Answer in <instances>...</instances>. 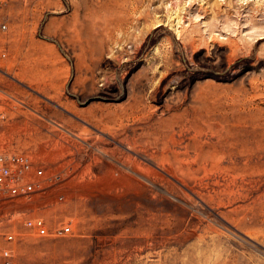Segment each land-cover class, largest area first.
I'll return each mask as SVG.
<instances>
[{"label": "rangeland", "instance_id": "rangeland-1", "mask_svg": "<svg viewBox=\"0 0 264 264\" xmlns=\"http://www.w3.org/2000/svg\"><path fill=\"white\" fill-rule=\"evenodd\" d=\"M263 138L264 0H0V264H264Z\"/></svg>", "mask_w": 264, "mask_h": 264}, {"label": "built area", "instance_id": "built-area-1", "mask_svg": "<svg viewBox=\"0 0 264 264\" xmlns=\"http://www.w3.org/2000/svg\"><path fill=\"white\" fill-rule=\"evenodd\" d=\"M38 173L39 175H41L42 171H39ZM0 192L11 196H19L22 193L28 195L35 192V185L34 184H26L23 186L14 185L13 178L11 176V170L5 164L4 158L0 157ZM30 225H32L31 222ZM41 225L42 222L38 221L33 226L38 228L40 234H45V229H43ZM5 254L7 255V252Z\"/></svg>", "mask_w": 264, "mask_h": 264}, {"label": "bare ground", "instance_id": "bare-ground-1", "mask_svg": "<svg viewBox=\"0 0 264 264\" xmlns=\"http://www.w3.org/2000/svg\"><path fill=\"white\" fill-rule=\"evenodd\" d=\"M211 111V110H210ZM219 113V112H218ZM240 116V115H239ZM223 118V117H222ZM238 118V117H237ZM240 118V117H239ZM243 118V117H242ZM245 118V117H244ZM244 118H243V121H244ZM237 120V119H236ZM239 121V120H238ZM246 121V120H245ZM225 122V121H224ZM225 125V124H224ZM235 126V125H234ZM236 126H238V125H236ZM229 127V126H228ZM226 129V128H225ZM235 130H237V129H235ZM241 130V129H240ZM239 130V131H240ZM252 131V130H251ZM227 132V131H226ZM230 133V132H229ZM235 133H236V131H235ZM246 133V132H245ZM244 133V134H245ZM234 134V133H233ZM237 134V133H236ZM235 134V135H236ZM252 134H254V131H253V133ZM226 135H228V133L226 134ZM230 135V134H229ZM240 135H242V134H240ZM251 135V134H250ZM256 135H257V133H256ZM249 136V135H248ZM253 136V135H252ZM255 136V135H254ZM232 137V136H231ZM232 139V138H231ZM246 139V138H245ZM256 139H258L257 138V136H256ZM264 139V138H263ZM259 140V139H258ZM262 139H260V141H261ZM237 141L240 143V141H239V139H237ZM252 142H254V141H252ZM250 143V142H249ZM256 143H258V142H256ZM240 145H241V143H240ZM249 145V144H248ZM256 145V144H255ZM246 147V146H245ZM252 147H253V145H252ZM258 147V146H257ZM246 148H248V147H246ZM260 148H261V146H260ZM253 149V148H252ZM250 150H251V148H250ZM259 151H260V149H259ZM243 152V151H242ZM248 152V151H247ZM254 152V151H253ZM256 152V151H255ZM243 154V153H242ZM251 154V153H250ZM249 166V165H248ZM254 168V167H253ZM250 169V168H249ZM248 170V169H247ZM259 172V171H258Z\"/></svg>", "mask_w": 264, "mask_h": 264}]
</instances>
